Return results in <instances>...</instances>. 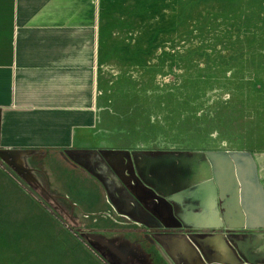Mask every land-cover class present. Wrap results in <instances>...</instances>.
Returning a JSON list of instances; mask_svg holds the SVG:
<instances>
[{"label": "rangeland", "instance_id": "obj_1", "mask_svg": "<svg viewBox=\"0 0 264 264\" xmlns=\"http://www.w3.org/2000/svg\"><path fill=\"white\" fill-rule=\"evenodd\" d=\"M99 142L0 156V264H264V0H107Z\"/></svg>", "mask_w": 264, "mask_h": 264}, {"label": "crops", "instance_id": "obj_2", "mask_svg": "<svg viewBox=\"0 0 264 264\" xmlns=\"http://www.w3.org/2000/svg\"><path fill=\"white\" fill-rule=\"evenodd\" d=\"M107 0H0V156L98 148Z\"/></svg>", "mask_w": 264, "mask_h": 264}]
</instances>
